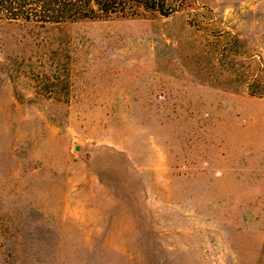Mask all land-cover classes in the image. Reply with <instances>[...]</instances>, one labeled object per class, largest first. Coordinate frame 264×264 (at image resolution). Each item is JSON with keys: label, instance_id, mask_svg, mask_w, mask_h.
I'll list each match as a JSON object with an SVG mask.
<instances>
[{"label": "rangeland", "instance_id": "1", "mask_svg": "<svg viewBox=\"0 0 264 264\" xmlns=\"http://www.w3.org/2000/svg\"><path fill=\"white\" fill-rule=\"evenodd\" d=\"M0 13V264H264V0Z\"/></svg>", "mask_w": 264, "mask_h": 264}, {"label": "trees", "instance_id": "2", "mask_svg": "<svg viewBox=\"0 0 264 264\" xmlns=\"http://www.w3.org/2000/svg\"><path fill=\"white\" fill-rule=\"evenodd\" d=\"M168 14L163 0H0V13L8 19L41 23L76 21L119 12L132 14L136 7Z\"/></svg>", "mask_w": 264, "mask_h": 264}]
</instances>
